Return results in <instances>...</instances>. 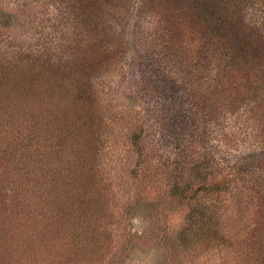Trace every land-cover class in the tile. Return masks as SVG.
<instances>
[{"label": "rangeland", "instance_id": "obj_1", "mask_svg": "<svg viewBox=\"0 0 264 264\" xmlns=\"http://www.w3.org/2000/svg\"><path fill=\"white\" fill-rule=\"evenodd\" d=\"M126 1L121 6L107 1L98 23L91 25L88 18L82 26L79 2L74 0H0V206H14L13 201L19 202L29 192L40 195L45 212L39 226L48 237L45 242L36 240L33 229L13 228L7 220L12 225L11 247L15 244L22 250L18 248L19 256L15 252L13 259L0 253L2 264H246L249 257L237 249L247 243L250 250V242L264 233V216L248 205L236 204L237 210L230 212L236 223L227 230L229 249L213 250L194 260L185 247H179L170 227L183 222L184 215L163 197V175L155 176L158 156L168 157L165 149L170 138L178 135L183 145L192 141L201 146L199 152L210 155L213 166L217 161L262 157L264 137L257 135L259 129L254 126L264 122V91L257 101L242 102V91L238 93L237 87L229 91L230 84H223L224 75L221 84L217 82V66L228 59L229 47L211 48L210 63L200 67V74L191 73L170 56L172 52L183 54L189 61L188 54L200 48L195 39L209 30V23L211 28L217 26L219 16L208 19L206 3ZM224 3L228 4L225 10L236 9V0ZM239 12L247 23L260 24L264 0H246ZM166 20L175 22L178 30L173 50L161 34ZM69 39H77L84 47L68 46ZM101 42L110 46L103 54L98 53L103 49L97 47ZM53 64L62 69L61 75L66 74L62 76L75 75L76 80L67 82L89 99L79 103L88 114L84 135L96 132L104 139L101 148L108 145V139L114 141L101 154L93 156L88 147L76 149L74 159L69 156L72 163L43 156L37 133L47 129L49 122L58 123L53 93H43L48 90L46 76ZM22 72H36L44 81L24 87L16 77ZM245 94L251 99L249 91ZM163 100L168 113L159 104ZM201 107L205 113L196 114ZM257 113L259 118L252 115ZM82 115L79 110L75 114ZM33 124H40L41 131L36 132L40 125L33 129ZM135 134L140 136V148L135 145ZM138 153L156 157L147 163ZM25 156L30 157L27 170L20 166ZM49 170L50 181L41 186V173L46 175ZM148 208L159 220L150 223ZM171 214L169 227L163 228V216ZM153 227L156 234L168 232V240L141 239Z\"/></svg>", "mask_w": 264, "mask_h": 264}, {"label": "trees", "instance_id": "obj_2", "mask_svg": "<svg viewBox=\"0 0 264 264\" xmlns=\"http://www.w3.org/2000/svg\"><path fill=\"white\" fill-rule=\"evenodd\" d=\"M74 1H77V3L79 2L81 16L79 17L78 15V17L80 19L83 18V20L81 19V22H83L82 26L87 25V23L84 24V21L88 18L91 25L93 23H98L100 14L105 11V3H107V1L114 5L117 4L118 6L126 5V3L128 4L126 0ZM245 1L246 0H236V9L232 8L225 10L228 4L224 3V0H201V2L206 3L208 7L209 14L206 15L208 19H213L214 21V19L219 16L217 26L214 28L212 26L211 28L209 23V30L201 33L195 39L197 40L196 45L198 44L200 48L199 50L196 49V51H192V55L188 54V57H190L189 61L186 62V60H184L183 54H175L172 52L170 56H175V60L178 61L177 63L180 64L181 62L184 64L185 68L191 73L200 74V67L206 63H210L209 55L211 52L209 51L211 48L220 45H222L220 47L224 49L229 47L228 59L223 63H219L220 65L217 66L219 72L216 73V80L221 84L224 75L223 84H230L231 87L229 91L237 87V89H239L238 93L242 91V95H240L242 98L241 101L251 102L253 100L257 101V99H259L256 98L258 94L261 95L262 91H264V19H262L260 24L252 22L247 23L239 12L241 4ZM214 9H216V12ZM213 14L216 15L214 16ZM208 19L207 21H209ZM176 23L181 27L182 24L180 22L176 21ZM174 26L175 22L170 23L168 20L163 26V32H161V34L165 36L166 45H171L168 49L172 50L178 42L175 38L176 33L178 34V30H176ZM194 42L191 44H195ZM217 42L220 44L218 45ZM65 44L81 49L84 47L78 45L77 39H69ZM108 45L109 43L106 44L103 42H101L99 46L97 45V47H103L98 53L103 54L102 51L104 49H110ZM97 50H99V48L95 49V51ZM256 54L261 55L257 56ZM17 58L18 62L22 60L21 55L17 56ZM50 68L51 73L46 76L48 90L43 91V93H45V96L53 93L54 97L52 96V101L56 106L54 109V116L58 120V123L55 125L49 122L48 128L43 131H41L40 124H33L32 126L33 129H36L40 125L36 131H41L37 133L40 137L36 139L43 152V156L50 159L60 158V162L62 163H72L70 157L73 158V156H75L76 149L81 150L84 147H88L93 156L101 154L105 148L107 149V147L114 144V141L108 139V145L101 148L102 144L104 145V139L97 137L96 132L92 134V136L88 134L84 135L83 124L87 111H85L83 105L79 106V103L84 99L82 98L84 93L82 91L80 93L74 91V83L67 82L69 78L62 76L66 74L61 75V68L56 67L55 64L50 65ZM55 72L58 73L59 76L54 75ZM67 76H71L69 81H72L73 78L76 80L74 77L75 75L70 74ZM16 77L17 82L24 87H27V84L41 85L44 81V77L41 75L37 76L36 72H32L31 74L22 72L16 74ZM39 78H41V81H39ZM48 81L52 82V84H48ZM246 91L252 94L251 99H247L245 94ZM77 93H79V96H77ZM260 99H262V96ZM84 100L86 104L89 99ZM159 104L163 107L162 110L164 112H169L166 100H163ZM78 110L83 113L81 117L75 116ZM201 110L204 111L201 107L199 110L197 109L195 113L202 115L200 112ZM251 111L256 112V109L252 108ZM49 113L53 114L52 109L49 110ZM254 114H252L254 117L258 116V113L257 115ZM259 117L260 115L258 118ZM62 124H64L63 127ZM164 125L165 124H162V126ZM256 128L259 129L257 130V135L264 137V122L255 123L254 130H256ZM179 134L181 133L179 132ZM134 139L135 145L140 148V136H136L135 134ZM170 139V145L165 149L169 158L158 156V174L155 176L157 177L159 174L163 175L161 177V182L165 184L162 190L163 197L184 215L183 222L170 227L171 232L176 235V239H178L179 247H185V253H190V258L194 260L203 255H207L213 250L219 251L221 248L229 249L231 240L230 236L227 234V230L229 231L230 226L236 223L233 216L230 214L231 211L237 210L236 204L248 205V208L254 210L258 215L264 216V154L260 158L253 156L250 158V161L244 160L234 163H230L227 160L225 162L217 161L215 166H213L210 155L207 154L205 156L203 153L199 152L201 146L190 144V142H192L190 140L188 145L185 144L187 142L183 145L180 141L182 139H180L178 135H174V138L172 139L171 137ZM139 155L144 156L141 153ZM154 156L156 157V155L148 153V156L141 158H147L145 161L148 163ZM171 156L172 158L170 159ZM29 159L30 157L25 156L24 161L20 163L23 170H27L26 163L29 162ZM82 168L83 165L81 164L78 171L79 173H81ZM44 172L41 173V177L39 178L41 186L46 184V181H50L51 178L50 170L48 173H45L46 175H44ZM131 174L133 175L132 172ZM249 180L251 183H246V181L248 182ZM237 197H240L238 201ZM20 198L21 200L19 202L13 201L15 202V204L12 203L14 206H11L10 203L8 205L1 204L0 206V253H2L5 258L8 253L10 259H13L16 257L15 252L18 255V248H20L15 244H13V248L11 247L12 241L9 240V237L12 235V225L13 228L21 227V229H33V232L37 234L36 240L41 238V240L45 242L46 238H48L46 237L43 227L39 226V222L44 218L43 214L45 212L43 209L44 204L41 202L42 197H40V195H35L34 192H29L26 196ZM24 208L28 209L20 211V209L23 210ZM32 208L35 210L31 211ZM26 211L27 214H25V217H22L21 215ZM160 211L162 212V209H160ZM35 212L36 214L33 215ZM151 214L152 210L148 208L147 218L150 220V223L159 220V218H153ZM172 216V214L167 218L163 216V228L169 227V221L172 220ZM38 217L40 221L37 220ZM7 220L10 223L12 221V225ZM150 227H152V225H150ZM154 229V227L151 228L148 232L149 234L146 236L144 235L141 239L145 238V240H147L148 237L157 236L165 241L168 240V232L164 231L163 235H159L154 232ZM26 236L23 238L25 242L29 241ZM251 242L250 250L246 249L247 243L244 244L240 242L241 244L237 249L238 253L249 257L248 260H246V264H264V233L262 236L254 239L252 243ZM20 250L22 249L20 248ZM176 253L177 252L173 254L176 255ZM0 264H2L1 261Z\"/></svg>", "mask_w": 264, "mask_h": 264}]
</instances>
